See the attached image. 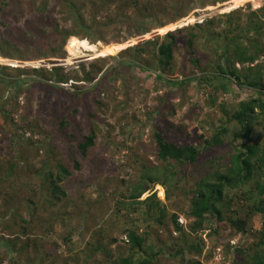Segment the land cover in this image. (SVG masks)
I'll use <instances>...</instances> for the list:
<instances>
[{"label": "rangeland", "instance_id": "1", "mask_svg": "<svg viewBox=\"0 0 264 264\" xmlns=\"http://www.w3.org/2000/svg\"><path fill=\"white\" fill-rule=\"evenodd\" d=\"M124 1L133 0H20L18 7L7 4L6 1L0 2V21H4L3 24L0 23V48L1 45H5L9 52L16 51V54L32 57L37 51L35 45L39 43L43 32L32 34L28 32L26 26V21L32 19L34 13L50 14V20L55 21L59 27L76 29L80 34L86 33L84 37L74 34L67 38L64 45L65 57L15 59L11 62L12 60L4 57L0 51V65L46 67L49 70L55 66H62L64 73L72 78L61 88L51 86L49 82L50 85L32 86L30 92L20 93L18 97L20 106L14 113L17 129L7 125L0 113V123L4 130L0 132V231H2L0 232V264H28L27 256L37 260L35 252L42 253L40 257L46 254L43 264H63L65 258L75 254L79 255L81 264H86L83 261L86 244L97 236L103 240L104 247L112 254V258L117 259L120 255L131 253L126 231L129 228H136L140 234L147 236V243H150L155 250L172 246L176 251L184 246V237L182 232L175 229L172 221L173 213H178V221L190 234L191 241L197 240V234L202 238V252L194 258L200 264H236L233 258L237 246L248 248L262 239L263 217L257 212L249 221L247 220L244 231L230 221L219 223L216 217H212L205 221L203 225L205 228H200L198 233L194 232L191 227L195 223V218L184 213L190 205V189L194 187L188 181L180 185L175 182L168 184L172 199L166 198V188L159 184H151L152 187L139 198L145 199L156 191L159 199L167 205L162 223L156 222V217H160L161 214L152 207H149L150 216L146 220L147 217L143 214L146 204L137 205L142 209L132 212L130 217L128 205L121 204L134 200L130 198L131 191L134 183L144 173L145 167L154 168L164 164V161L156 157V142L152 130L154 127L141 126L148 121V117L153 116L152 123L159 129L168 128L169 130L165 131L166 135L178 137L180 145L189 142L198 143L203 141L201 134L205 138L211 137L219 125L225 124L226 110L232 111L240 101L253 96L241 87L236 88L232 93H224V91L216 93L212 88H208L200 81L201 69L197 62L193 61L197 57L185 50L182 41L176 45L174 70L167 73L169 77L179 80L184 76L191 78L189 83L181 86L156 81L152 68L147 64V61H151L147 52L139 55L130 66L119 64L130 57V53L121 54L125 48L143 42L133 43V40L141 35L131 34L133 30L125 25L112 23L107 25L110 16L116 15V7ZM139 2L141 4L142 0ZM249 2L254 7H258L263 0H228L212 5L210 9H206L208 6L194 8L187 16L180 19H186V25L168 27L179 23V20L170 22L155 28L164 27V30L155 36L150 34L152 30L148 32V38H156L165 35L168 31L194 25L205 18L229 12L232 7H246ZM101 3H110V11L106 12L100 7ZM44 5H46L45 10H39V7ZM133 7L125 9L124 12L132 14ZM221 28L217 26L216 31H220ZM6 32L9 34L10 42L18 44L6 45L4 41ZM127 35L129 39L124 41L123 37ZM81 39L87 42V47L82 52L84 60L75 54L74 57L79 58L77 61L72 60L69 64L57 61L67 59L70 56L67 49L69 44L71 43L73 52ZM91 39L96 41L93 42ZM110 46L115 48L108 49ZM207 46L211 51L215 49V44L212 42ZM34 61L35 65L40 66L27 64ZM92 61L98 63L108 61L111 65L118 62L120 73L114 77L103 78L101 83H97V80L93 83L84 81L82 75L84 71L90 69L89 64ZM11 71L8 69V74L16 75ZM21 77L26 79V82H23L24 89L29 88L32 84V74ZM1 90L2 86H0ZM13 90L10 88L6 95L12 94ZM13 104H9L8 108L11 109ZM158 105L165 106L157 114L155 108ZM29 108L31 112L24 119V114H27ZM150 113L152 115L149 116ZM63 117H66L68 122L66 127L60 126ZM92 123L96 129L95 143L89 147L86 154H83L79 143L89 134ZM171 123L173 127L170 128ZM28 126L35 127L36 132L27 131ZM127 128L129 131L126 134L124 129ZM235 131L237 128L231 127L229 134ZM23 132H25L23 139L27 141L26 146L17 144L9 152L6 148L9 139L6 141V137L11 138ZM71 133L74 137L70 136ZM17 139L19 137L14 141L16 142ZM242 141L238 139L236 143ZM235 151L233 144L211 147L203 151L199 164L202 165L204 159L217 156L223 157L220 163L227 161V164H224L227 166ZM75 160L80 163V167H75ZM12 161L16 164L11 170L9 165ZM58 162L66 165L71 171V174L60 182L66 191V195L60 199L52 195L49 181L45 178L50 169L57 170ZM203 168L198 165L197 171L205 173L206 165ZM3 171H12L10 172L12 181L3 179V175L1 176ZM5 200H12L9 208L5 205ZM248 201L247 206L252 203L250 199ZM236 203L227 210V214H238L243 219H247L248 207H244L241 202ZM17 208L22 217L32 218V223L25 224L27 228L25 233L19 232L21 222L14 223L13 213ZM122 208L125 209L121 210ZM10 219L13 228L5 230L3 228L7 223L5 221ZM208 227L216 228L215 232L213 228ZM13 237L18 238V248L25 245L21 253L16 249L10 253L13 249L7 243V239ZM28 241L29 246H27ZM190 256L191 254L182 261L181 254L170 255V251H167L158 257L167 264H193L189 259ZM87 263L112 262L103 252H98ZM69 264L76 262L71 261Z\"/></svg>", "mask_w": 264, "mask_h": 264}, {"label": "trees", "instance_id": "2", "mask_svg": "<svg viewBox=\"0 0 264 264\" xmlns=\"http://www.w3.org/2000/svg\"><path fill=\"white\" fill-rule=\"evenodd\" d=\"M4 1H6L7 4H14V7H18L20 0H0V2ZM225 1L228 0H170L169 2H167V0H142L141 4L139 0H133L132 2L124 1V3L122 2L116 7V15L110 16V21L107 25L111 23L114 25H125L128 29L133 30L132 33L130 32L131 34L136 33V35H141L135 38L133 43L143 41L125 48L123 50L124 52L121 54L130 53V57L122 60L119 64L122 63L125 67L130 66L139 55L147 52L151 60L147 61V64L152 68V73L156 81H160L163 84L168 83L172 86H181L189 83L191 78L189 76H184L182 77L183 79L181 78L179 80L169 77L167 73L168 71L174 70L173 62L176 57V45L179 41H182L185 50L190 53V55L197 57L193 61L197 62V65L201 69L200 81L206 84L208 88H212L216 93L218 91L232 93L236 88L241 87L253 94L249 99L240 101L236 108L233 107L232 111L226 110L225 124L219 125L211 137L205 138V136L201 134L203 141H199L198 143L189 142L180 145L178 143V137L166 135L165 131L169 130L168 128L162 130L154 126L152 123L153 116H150L152 115L151 113L148 114L150 118L148 117V121H145L141 126L154 127L152 130L156 142V157L158 160L164 161V164L154 168L145 167L144 173L133 185L130 198L134 200L127 203L122 202L121 204L123 206H125V204L128 205L127 210L129 217L132 212L135 213L137 210L142 209L137 205L141 206V204H146L147 207L143 210V214L147 217L146 220L150 216L149 207H152L156 212L161 214L160 217H156V222L162 223V218L166 214L167 205L163 200L159 199L156 191L145 199L139 198L146 190L152 187L151 184H159L166 188V198L172 199L173 196L169 190L168 184L175 182L180 185L188 181L193 184L194 187L190 189V205L184 213L187 216L195 218V223L191 227L194 232L198 233L200 228H205L203 227L205 221L212 217H216L219 223H223L226 220L230 221L238 229L244 231L247 220L249 221L254 213H261L263 217V227L261 229L262 239L248 248L237 246L234 249L235 253L233 260L236 264H264V0L258 7H254L251 2H249L246 7H232V10L229 12L205 18L202 22H197L194 25L168 31L165 35H159L156 38H148L149 35L146 34L152 30L150 34L157 35L164 30V27L159 29L155 28L177 20H179V23L171 24V26L168 25V27L186 25V19H180L187 16L192 9L206 6H208L206 9H210L213 7L212 5ZM226 4L227 3H225V5ZM132 6H134V12L132 11V14L124 12L125 9ZM100 7L106 12L111 9L110 3H101ZM45 8L46 5L39 7V10L43 11ZM0 23L3 24L4 21H0ZM26 26L28 32L32 34L33 32H43V34L40 35L39 43L35 45L37 51L32 57H28L25 54H16V51L9 52L5 45H1L0 51L4 57L11 59V62H14L15 59L35 60L48 57H65L66 51L64 45L67 38L74 34L79 36L82 35V37L86 35V33L80 34L76 29L59 27L55 21L50 20V14L45 13L41 15L34 13L32 19L26 21ZM217 26L222 27L220 31H216ZM22 33H24V31H22ZM123 38L125 41L129 39V36L127 35V37ZM4 41H6V45L10 43L18 44L16 42H10L7 32ZM84 41L85 39H81V41L77 43L79 44ZM91 41L95 42L96 40L91 39ZM209 42L215 44V49L212 51L208 49L209 47L207 45ZM113 48H115V46H110L108 49L113 50ZM67 49L70 56L63 61L57 60L58 62L69 64L70 61L76 59L74 57V51H71V43ZM198 49L202 52L198 53ZM78 55L81 60H84V58H82V53ZM114 57L115 56H113V58ZM79 58L75 61L79 60ZM201 61L203 64H201ZM27 64L40 66L35 65V61ZM14 66L15 64L13 66L0 65V86H2V90L0 91V113L1 118L7 125L17 129L18 126L15 121L14 113L20 106V102L18 101L20 93L31 90L32 86H40L43 84L50 85L49 82L51 86L53 85L61 88L72 78H70L67 73H64V67L62 66H55L51 70L46 67L27 68ZM89 66L90 69L84 71L82 75L83 80L89 83H93L95 80H97V83H101L103 78L114 77V75L120 73V71H118V62L111 65L108 61L99 63L92 61ZM8 69H10V71L12 70L16 75L8 74ZM29 74H32V84L29 88L24 89L23 82H26V79L21 76ZM170 74L172 73L170 72ZM10 88L14 89V95H12L13 93L6 95ZM96 102L99 103L98 100H96ZM12 103L14 104L11 106L12 108L9 109L8 106ZM164 106L165 105H158V107L155 108L157 112H155L158 114V111L164 108ZM30 112L31 108L26 111L27 114H24V119H26V116H29ZM60 123L62 127L68 126L66 117H63ZM234 126L237 128V131L229 134L231 127ZM171 127H173L172 123L170 124V128ZM2 128L0 123V132L4 131ZM28 128H26L27 131L32 130L36 132L35 127L30 128L28 126ZM89 130V134L79 143V148L83 154H86L89 147L95 143L96 129L93 123L90 125ZM124 131L127 134L129 130L127 128L126 130L124 129ZM130 132H132V130H130ZM70 136L74 137V134L71 133ZM16 137H19V139L15 142L14 140ZM23 138H25V132L11 136V138L7 136L6 141L9 139L6 146L8 151L11 152L17 144L26 146L27 141ZM238 139H242L243 141L238 144L236 143ZM252 140L254 142H252ZM230 144L235 146L236 151L231 156L230 164L228 163L227 166H225L227 161L220 163L223 157L217 156L204 159V163H202V165L199 164L203 151L209 150L211 147L228 146ZM208 162L210 165H208ZM15 164L16 163L13 161L10 162L9 166L11 170ZM74 165L76 168L80 167V163L77 160H75ZM198 165L202 166V168L206 165L207 171L205 173L198 172ZM57 167L56 171L50 169L45 175V178L49 181V188L52 195L56 196V199H60L62 196L66 195V191L60 182L69 176L71 171L61 162H58ZM10 172L12 171H3V174L1 173L5 181H12V173ZM242 199L243 202H246L243 203ZM249 199L252 203L247 206ZM11 201L12 200H5V205H7L8 208L11 206ZM31 202L34 204L32 199ZM236 202H241L244 207H248L249 216L247 219H243L238 216V214H227V210L235 206V204H237ZM124 209L125 208H122L121 210ZM178 216V213H173L172 221L175 229L182 232L184 246L179 247L176 251L173 250L172 246L160 247L155 250L150 243H147V236L145 237L140 234L136 228H129L126 231L131 253L128 255H120L117 259H113L112 254L105 249L103 240L97 236L92 242L86 244L85 259L83 261L88 264L87 262L93 256L98 252H103L106 258H109L112 262L110 264H167L158 256L164 252L170 251V255H175L176 253L177 255L181 254L182 261L185 260L186 256L191 254L189 257L191 262L193 264H200V262L195 261L194 258L202 252L201 243H203V240L200 235L196 233L198 236L197 240L191 241L189 237L190 234L184 230L183 226L178 221ZM13 219L15 224H18V221L22 223L19 229L20 233H25L27 231L25 224L32 223V218L28 219L22 217L18 208L17 211L13 213ZM11 220L12 219L5 221L7 222L3 227L5 230H12L13 225L10 223ZM213 229L215 232L216 228ZM114 240L115 239H113V241ZM7 243L11 249H13L10 253L12 251L14 252V249L21 253L22 248H25V245L20 248L17 247V237L7 239ZM35 243V245H37V242ZM29 244L28 241L27 246H29ZM35 253L37 255V260H33L27 256L28 264H43V260L47 257L46 254L40 257L42 253ZM48 254L49 253H47V255ZM54 258L56 259V255ZM11 259H13V257H11ZM38 260H40V262H38ZM71 261H75L76 264H81L78 254L65 258L63 264H69Z\"/></svg>", "mask_w": 264, "mask_h": 264}, {"label": "bare ground", "instance_id": "3", "mask_svg": "<svg viewBox=\"0 0 264 264\" xmlns=\"http://www.w3.org/2000/svg\"><path fill=\"white\" fill-rule=\"evenodd\" d=\"M238 1H239V0H238ZM153 36H155V35H153ZM77 44H78V43H77ZM86 47H87V42H86V41L81 42V43H79L78 45H76V46L74 47V53H75L76 55H78V54L82 53V52L86 49Z\"/></svg>", "mask_w": 264, "mask_h": 264}, {"label": "clouds", "instance_id": "4", "mask_svg": "<svg viewBox=\"0 0 264 264\" xmlns=\"http://www.w3.org/2000/svg\"><path fill=\"white\" fill-rule=\"evenodd\" d=\"M147 34V33H146Z\"/></svg>", "mask_w": 264, "mask_h": 264}]
</instances>
